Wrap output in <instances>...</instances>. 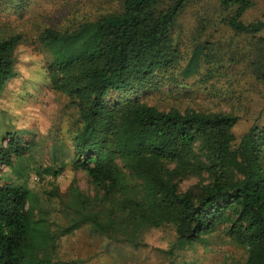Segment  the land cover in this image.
Returning a JSON list of instances; mask_svg holds the SVG:
<instances>
[{
  "label": "trees",
  "instance_id": "16d2710c",
  "mask_svg": "<svg viewBox=\"0 0 264 264\" xmlns=\"http://www.w3.org/2000/svg\"><path fill=\"white\" fill-rule=\"evenodd\" d=\"M7 1L20 9L28 0ZM199 1L122 0L119 11L73 31L47 29L40 40L52 60L42 83L66 95L67 108L76 111L70 132L76 169L110 201L123 190L124 169L141 181V199L121 204L125 220L136 227L173 223L182 243L225 226L247 248L245 264H264V125L254 123L238 141L234 128L241 117L234 112L161 109L145 95L175 77L182 61L179 22ZM218 5L236 33L258 39L264 31L263 20L243 21L253 0H217ZM260 39L247 67L264 82ZM24 40L20 33H0V100L17 74ZM201 65L202 51L194 52L181 73L190 77ZM2 129L0 264H48L38 257L49 237L34 219L31 191L1 168L13 167L14 156L31 150L33 142ZM193 176L200 181L182 190V181Z\"/></svg>",
  "mask_w": 264,
  "mask_h": 264
},
{
  "label": "rangeland",
  "instance_id": "374dc122",
  "mask_svg": "<svg viewBox=\"0 0 264 264\" xmlns=\"http://www.w3.org/2000/svg\"><path fill=\"white\" fill-rule=\"evenodd\" d=\"M253 1L243 21H264V0ZM121 3L28 0L14 9L0 0V33H20L25 39L17 50V74L0 100V134L5 127L33 142L31 150L14 156L13 167L1 168L31 191L34 219L49 237L38 257L48 264H245L247 248L234 242L225 226L182 243L173 223L136 227L125 220L122 202L142 196L141 181L129 170L124 169L123 190L110 201L86 172L72 165L70 132L76 111L67 108L66 95L42 83L52 54L40 36L49 28L73 31L119 11ZM218 9L217 0H200L184 12L178 27L181 66L170 84L145 95L161 109L234 112L241 117L234 128L239 141L254 123L264 125V82L247 67L264 31L258 39L236 33ZM200 51L199 71L184 76L181 67ZM219 61L223 66H215ZM35 83L40 86L32 88ZM9 142L7 137L2 143ZM199 181L195 176L184 179L181 189Z\"/></svg>",
  "mask_w": 264,
  "mask_h": 264
}]
</instances>
